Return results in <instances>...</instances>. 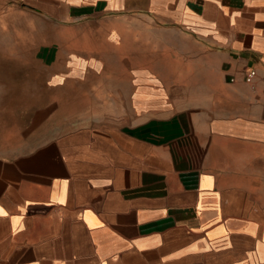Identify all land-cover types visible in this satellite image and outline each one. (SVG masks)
<instances>
[{
    "label": "crops",
    "instance_id": "1",
    "mask_svg": "<svg viewBox=\"0 0 264 264\" xmlns=\"http://www.w3.org/2000/svg\"><path fill=\"white\" fill-rule=\"evenodd\" d=\"M0 83V264H264V0H0Z\"/></svg>",
    "mask_w": 264,
    "mask_h": 264
},
{
    "label": "rangeland",
    "instance_id": "2",
    "mask_svg": "<svg viewBox=\"0 0 264 264\" xmlns=\"http://www.w3.org/2000/svg\"><path fill=\"white\" fill-rule=\"evenodd\" d=\"M17 49H18V52H19V54H26V52L24 51V47H22V46H18V47H16ZM22 63H18V71L20 72L21 71V67H20V65H21ZM35 66H36V63H35ZM36 68V67H35ZM18 72V73H19ZM9 79H4V78H2L1 79V81H2V85L5 83V82H9L8 81ZM35 80V82L37 81V79L35 78L34 79ZM1 84V83H0ZM7 84V83H6ZM41 85V81H39V83H35V85ZM13 87H15L16 88V90L18 91V93H17V101L18 102H25V98H26V90H27V81H26V79H25V77H21L20 76V74H19V77L18 78H16L15 79V82H14V85H13ZM17 114H18V121L19 122H24L25 121V119H26V116H27V114L25 113V110H22V109H19L18 111H17ZM25 114H26V116H25Z\"/></svg>",
    "mask_w": 264,
    "mask_h": 264
},
{
    "label": "built area",
    "instance_id": "3",
    "mask_svg": "<svg viewBox=\"0 0 264 264\" xmlns=\"http://www.w3.org/2000/svg\"><path fill=\"white\" fill-rule=\"evenodd\" d=\"M258 76V72L256 69H251L250 71H248V73L245 76V80L247 82H253L256 77Z\"/></svg>",
    "mask_w": 264,
    "mask_h": 264
}]
</instances>
